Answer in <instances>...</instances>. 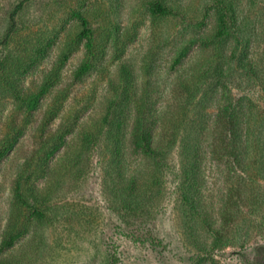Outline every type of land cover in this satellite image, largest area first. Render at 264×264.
I'll use <instances>...</instances> for the list:
<instances>
[{
	"label": "trees",
	"instance_id": "trees-1",
	"mask_svg": "<svg viewBox=\"0 0 264 264\" xmlns=\"http://www.w3.org/2000/svg\"><path fill=\"white\" fill-rule=\"evenodd\" d=\"M261 1L207 0L202 12L191 1L149 2L153 16L192 25L188 36L176 39L180 42L174 44L170 62L184 67V60L191 61L168 84L123 65L109 78L98 110L93 109L85 118L78 107V111L72 107L64 113L61 128L49 135L54 144L45 154L48 157L64 146L55 167L41 175L31 172L25 177L19 172L15 178L0 231V264H31L36 260L43 249V230L49 224L47 211L55 186L64 175L78 172L86 156L98 146L107 189L124 213L141 216L139 227L150 221L155 197L163 189L165 173L171 170L170 159L176 157L178 205L184 236L195 252L192 264H215V253L231 241L225 226L233 223L228 210L232 197L223 208H217L214 196L206 194V172L218 164H223L225 172H264V111L246 95L235 93L254 79L264 86L262 61H255L251 52L255 22L251 21V10ZM18 9L20 6L10 15L12 26L4 43L12 34ZM80 27L78 40L84 43L86 58L76 71L77 77L98 61L93 32L83 17ZM136 31V27H128L119 35L121 54L135 39ZM54 69L44 76L41 91L54 84L48 82L51 77L59 80L60 69ZM7 87L23 104L35 98L25 94L16 82L9 80ZM63 93V89L57 91L47 105L45 125L62 111ZM71 119L75 120L73 128L68 124ZM69 126L72 130L65 132ZM24 128L3 134L0 163ZM68 133L71 136L65 140ZM41 179L44 186L39 188L35 182ZM130 237L143 242L136 234ZM111 247L108 264H120L116 249Z\"/></svg>",
	"mask_w": 264,
	"mask_h": 264
},
{
	"label": "rangeland",
	"instance_id": "rangeland-1",
	"mask_svg": "<svg viewBox=\"0 0 264 264\" xmlns=\"http://www.w3.org/2000/svg\"><path fill=\"white\" fill-rule=\"evenodd\" d=\"M151 1L0 0V43H3L0 47V139L14 128L25 126L17 141L7 147L0 163V231L7 218L17 174L41 175L45 169L55 167L62 156L64 146L48 157L45 154L54 144L49 141V135L61 128L63 115L69 108L77 111L79 108L78 113L84 118L93 109L98 110L109 78L123 65L134 73L148 75L155 82L168 84L191 61V58L184 60V67L170 62L176 39L188 36L192 25L153 16L149 12ZM183 1H191L201 12L207 2ZM19 6L12 34L8 43H4L12 26L10 15ZM261 8L264 9V0L251 10V21H255L251 52L255 61H262L260 66L264 70V11ZM80 17L86 19L93 32L98 61L77 77L76 71L86 58L84 43L78 40ZM128 27L137 28L136 36L121 54L119 35ZM53 68L60 69L59 80L51 77L48 82L54 84L49 90L41 91L44 76ZM9 80L16 82L25 94L34 95L31 103L16 100L7 87ZM62 89V111L45 125L44 111L53 95ZM163 90L166 92L168 88ZM235 93L246 95L264 111V86L255 79ZM68 124L73 128L75 120L71 119ZM70 126L64 131L72 130ZM65 136L68 140L71 135ZM44 143L46 147L42 148ZM100 148L96 147L86 156L78 172L59 179L61 183L55 186L49 202L43 249L31 264H108L111 246L116 249L120 264H192L195 252L184 236L178 205L176 157L170 159L171 170L165 173L163 189L155 197L150 221L139 227L141 216L124 213L106 187ZM43 180L35 185L43 187ZM205 180L206 194L214 196L217 208H223L232 197L228 210L233 214V223L225 226L231 241L215 253V264H264V172H225L223 164H218L206 172ZM231 189L234 194L229 195ZM130 234L142 237L143 242H135Z\"/></svg>",
	"mask_w": 264,
	"mask_h": 264
}]
</instances>
